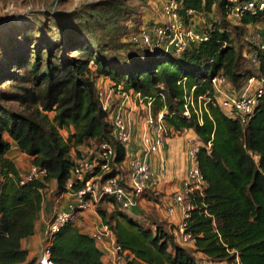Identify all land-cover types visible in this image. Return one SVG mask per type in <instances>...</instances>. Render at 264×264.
<instances>
[{"label": "trees", "instance_id": "trees-1", "mask_svg": "<svg viewBox=\"0 0 264 264\" xmlns=\"http://www.w3.org/2000/svg\"><path fill=\"white\" fill-rule=\"evenodd\" d=\"M176 1L186 25H191L190 10L221 16L202 30L208 39L186 51L136 45L138 50L126 55L108 53L93 40L97 30H107L108 20L125 8L119 1H104L77 11V19L66 30L51 36L36 33L34 51H22L10 70L2 69L0 264H40L39 259H29L23 243L35 234L49 183L56 181L60 194L69 191L75 160L84 156L81 147L91 150L108 142L114 157L105 177L125 174L126 148L115 139L97 96L96 81L101 77L152 97L154 115L165 110L169 136L193 131L200 141L196 163L205 183L189 197L192 209L186 230L195 238L194 246L180 243L173 225L167 228L166 222L148 217L135 219L112 197L97 204L103 223L131 253L129 264H200L198 253L212 262L264 264V99L246 125L220 106L199 99L214 96L211 80L216 75L225 77L237 92L251 78L264 77V52L251 41L255 50L243 52L248 26L262 22L264 11L245 12L239 23L232 24L228 0ZM53 39L57 42L51 43ZM59 53L65 56L59 59ZM1 84L14 89L8 93L14 99H1L5 94ZM191 95L195 104L187 109L186 97ZM5 101L18 103L22 110ZM9 140L31 164L47 170L43 180L24 181L9 158ZM50 249L56 264H110L96 240L76 222L54 235Z\"/></svg>", "mask_w": 264, "mask_h": 264}, {"label": "built area", "instance_id": "built-area-1", "mask_svg": "<svg viewBox=\"0 0 264 264\" xmlns=\"http://www.w3.org/2000/svg\"><path fill=\"white\" fill-rule=\"evenodd\" d=\"M232 4L231 18L239 21L245 12L257 13L264 11V0H228ZM165 20L150 26L140 27L138 32L130 35V42L140 47L151 46L155 48L172 49L183 52L191 47L206 41L208 36L205 31L197 32L191 25H186L181 16V8L176 0H166L163 7ZM195 11H188L193 16ZM251 42L258 45L264 52V37L259 31H252L249 35ZM254 61L256 59L254 58ZM214 88L213 97H200L207 102L220 106L233 117L238 116L242 124L246 125L253 118L258 103L264 99V77L251 78L243 93L229 96L225 86L229 85L227 79L216 75L211 80ZM194 90V89H193ZM97 96L103 109L108 113L113 126L115 139L120 142L128 152L131 143L129 123L120 109L114 108V103L119 102L124 107L137 100L145 106L148 112L146 124L153 127L158 135L156 140L148 134L141 138L145 157L158 152L163 140L169 137V130L165 124V110L156 115L152 113L154 99L145 97L139 92L126 90L122 85L113 84L109 89L98 88ZM188 105H194L192 95L186 97ZM189 114V111L186 112ZM198 147L190 151L191 158L196 162ZM114 157V149L108 142H99L93 149L87 150L83 158L75 160L71 178L67 184L68 192L73 194L74 202L67 211L57 213L49 222L46 231V242L39 258L40 264H56L52 259L50 249L51 240L55 234L67 224L77 222L78 214L85 212L96 205L103 197H112L124 211H129L140 205L141 199L146 196L149 182L153 176L149 161L144 158H131L126 160V171L121 176H107L111 171V161ZM47 170L30 164L28 171L22 174L24 181L43 180L47 176ZM205 183L204 177L196 163L191 168L183 181L182 188L175 194L172 205H168L166 213L173 220L178 211L182 213L176 236L180 243L186 246H194L195 238L187 232L188 219L192 204L190 195L198 189H202ZM97 243L105 244L107 261L110 264H129L132 255L128 250L117 243L116 238L108 225H103L101 230L91 235Z\"/></svg>", "mask_w": 264, "mask_h": 264}, {"label": "rangeland", "instance_id": "rangeland-1", "mask_svg": "<svg viewBox=\"0 0 264 264\" xmlns=\"http://www.w3.org/2000/svg\"><path fill=\"white\" fill-rule=\"evenodd\" d=\"M104 1H119L125 8L121 14L108 20L107 30L98 29L97 37L93 40V43L104 46L108 53L126 55L130 51H137L138 47L130 42V35L133 32H138L140 27H151L157 21L163 22L165 20L163 7L166 0H0V75L3 68L6 70L11 69L14 62L13 58L20 53L22 54V51L23 53L34 51V46L39 42L36 33L44 32L51 36L66 30L67 26L77 19V11ZM198 17L201 23L204 21L208 27L221 18L218 13L201 14ZM229 21L232 24L239 23L231 17H229ZM253 30L259 31L264 37V20ZM250 31L251 29L247 28L243 40V52L247 54L255 50L248 38ZM56 42L57 40L53 39L51 43ZM58 55L60 56L59 59L65 56L62 53ZM44 60H46V54H44ZM1 85L2 90L5 91L1 99H14L11 96L12 94H8L14 89ZM225 90L229 96H234L243 93L244 89L235 92L233 86L229 84L225 86ZM5 103L8 107L19 111L22 110L18 103L6 101ZM144 112L146 113H143V115L147 116L148 112L146 109ZM176 136L178 135L174 133L169 137ZM6 138L8 139L7 136ZM12 155L22 174L28 171L31 164L29 157L24 156L20 150L14 151ZM1 180L2 178L0 177V182ZM195 256L200 264H230L212 262L199 253L195 254Z\"/></svg>", "mask_w": 264, "mask_h": 264}, {"label": "crops", "instance_id": "crops-1", "mask_svg": "<svg viewBox=\"0 0 264 264\" xmlns=\"http://www.w3.org/2000/svg\"><path fill=\"white\" fill-rule=\"evenodd\" d=\"M200 15V13L195 12L189 21L193 29L197 32H201L202 29L207 27L204 21L201 23L198 17ZM259 24L260 22L248 26V29H251L249 35ZM112 85L113 82L110 78L101 77L96 81L97 88L109 89ZM114 108L122 111L130 127L131 143L128 146L126 160L128 161L131 158H146L151 165L153 173L146 196L141 199L138 207L130 211L134 215V218L140 221L146 220L148 217L156 219L159 222H166L167 228H170L172 225L177 228L183 218L181 211H178L173 220H171L168 218L166 208L168 205H172L174 196L182 188L188 171L196 165V162L190 156V151L192 148L200 146L197 135L193 131H185L184 133L176 132L178 136L167 137L163 140L157 153L145 157V152L141 144L143 135L148 134L153 140L158 138L153 127L146 124V116L143 115V113H146L144 112L145 106L135 100L121 107L117 101L114 103ZM173 134L174 132L171 135ZM9 141L11 144L9 158L13 159L12 153L20 149L15 142L12 140ZM80 150L83 154H86L88 149L87 147H81ZM22 154L27 156L24 152ZM123 170L126 171V162L123 165ZM57 188L56 181L53 180L49 183L44 196L40 219L36 225L35 234L23 243V247L29 252L30 260L39 259L41 256L47 238L46 231L51 219L57 213L67 211L69 206L74 202L72 193L66 192L60 194ZM109 210L112 211V207H109ZM76 223L81 231L90 235L101 230L104 225L102 218L94 208L80 212ZM98 246L103 251L106 247L105 244L101 243H98ZM105 260L107 261L106 252Z\"/></svg>", "mask_w": 264, "mask_h": 264}]
</instances>
